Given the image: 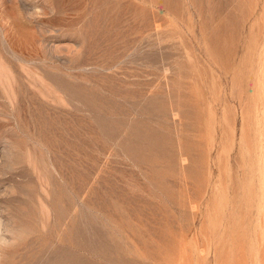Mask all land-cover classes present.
Instances as JSON below:
<instances>
[{
	"label": "rangeland",
	"instance_id": "1",
	"mask_svg": "<svg viewBox=\"0 0 264 264\" xmlns=\"http://www.w3.org/2000/svg\"><path fill=\"white\" fill-rule=\"evenodd\" d=\"M0 264H264V0H0Z\"/></svg>",
	"mask_w": 264,
	"mask_h": 264
}]
</instances>
